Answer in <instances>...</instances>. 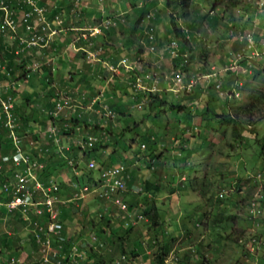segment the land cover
Instances as JSON below:
<instances>
[{"label":"rangeland","instance_id":"374dc122","mask_svg":"<svg viewBox=\"0 0 264 264\" xmlns=\"http://www.w3.org/2000/svg\"><path fill=\"white\" fill-rule=\"evenodd\" d=\"M166 2L167 0H97L98 6L103 8L104 17L114 13L117 15L126 13L125 18L131 19L135 16L134 19L138 20L144 11H146L143 16L145 18L151 13L149 19H144L140 24L136 38L145 41L146 37L143 38V32L140 30L145 26V31L150 30V27L156 28L155 38L161 42L162 49L157 52V44L154 42L155 50L150 52L144 49L145 56L155 57L161 53L166 55L162 57L160 68H158L160 64H156L154 68L150 66L147 68L153 77L161 76L169 80L170 75L178 72L176 68H170L169 71L166 65V60H173L169 49L167 50L169 54L165 51L166 43L176 39L173 37L171 26V21H173L177 27L182 28L184 35L189 39L185 47L188 53V66L185 68L186 80H204L203 76L216 73V79L210 77L207 80H232L233 78L242 80L243 86L236 87L237 97L233 93L231 95V92L226 94L221 89L214 90V83H212V88L208 89L196 86L189 93L190 100L187 105L176 102L174 94L170 92L166 93L167 96L163 98L164 102L156 99L154 106L149 104L156 98L153 95L147 96V99L140 100L138 103L131 102L127 109L129 117L120 118L119 124L116 122L117 128L123 130V134L117 137V145L107 144V148L109 147L108 153L113 155L114 147H116L117 154L112 161L114 165H127L134 160V156L138 158L137 166L143 168L144 173L136 179L137 187L134 190L136 196H141L143 193L147 195L143 198L144 203L135 207L132 212L131 209L128 216H123V212L120 213L123 219L118 220L116 224L128 220L129 222L125 223L126 227L131 226V228L114 234L111 238V245H97L96 243L101 241L98 235L99 241L96 238L92 246L85 241L79 243L69 241L81 253H84L79 252L80 257L74 263L97 264L102 256L105 264H155L156 253L160 247L162 248L160 252L165 254L163 264H260L259 257L264 260V213L256 217L254 209L248 212V206L252 201L264 200V111L255 112L252 115L250 121L253 125L245 128L239 140L232 137L230 127L218 122L220 119L217 116L226 113L235 115V112H239L238 117L243 122H247L246 113L241 111L263 85L264 75L259 74L263 64L257 68V75L243 78L242 63H244L246 53L243 59L239 58L236 47L238 42L243 41H241L242 38L245 40L247 34H257L260 32V27L264 26V0H222L215 9L211 5V0H191L185 9L186 17H182L179 12L181 9L175 5L168 8ZM60 14H58L59 19H61ZM124 17L117 16L119 20H124ZM189 21H192L191 29L185 24ZM126 35H129V32ZM134 35V32H130L133 38L132 44L135 43ZM125 36L123 35L122 38L124 39ZM179 45H181L180 42ZM260 45H262L261 41ZM148 47L146 45V48ZM128 49L130 48H125L126 51H129ZM131 50L133 53L136 51L133 46ZM243 51L240 53L243 54ZM18 56L23 57L20 54ZM15 58L11 57L12 60L18 61ZM232 61L235 62V67L231 71L228 69H230V64L233 66L230 63ZM43 62L42 60L35 61L29 68L35 65L38 69ZM257 62L263 63V60ZM116 64L107 65L110 73L116 74L123 67L117 68ZM111 66L115 69L111 70L109 68ZM17 77H20L19 69H15L14 78L16 80L14 81L18 80ZM29 85H32V81H29ZM19 90L21 93V88ZM29 92H33L32 86L27 87L26 93ZM129 94H131L130 90ZM199 95H204L202 100L199 99ZM113 97L116 98L117 95H111L103 104L107 106L114 104L116 99H112ZM205 104L206 108H204ZM179 106L182 107L179 108ZM19 111L23 114L25 109L21 108ZM101 117L99 116L100 119ZM75 118L77 116H72L71 119ZM87 118L88 114H84V117L80 115L78 118L81 119L80 125L87 124ZM99 118H96V125ZM21 127L24 128L23 125ZM127 127L132 129L127 131ZM194 127L196 128L193 129ZM251 129L253 132L250 131ZM157 131L158 134H156ZM151 134L154 137L158 136L152 142L149 140ZM95 135L100 140V135ZM22 137L24 138L23 134ZM171 138H176L175 147H170ZM163 139L167 140L166 147L161 145L155 149V152L157 154L160 152L161 157L166 153L168 156L165 159L168 160L169 165L157 164L155 161L152 163V160L156 159L155 154L150 160L148 159L152 156L151 149L156 144H162ZM188 144L191 146L188 149L191 150H189V155H186ZM8 148H11L9 144ZM186 156L192 157L189 165L185 164ZM173 170L176 178L172 179L173 181L165 179L166 172ZM184 173L191 174L186 181L182 179ZM147 180L151 181L148 184H153L152 186L155 184L157 189L146 190ZM174 188L177 192H174ZM171 192L174 195L168 196ZM122 199L125 198L122 196ZM85 204L86 202H80L73 206L77 210L75 216L80 219L78 222H75L73 226L65 223L69 226L68 228L60 225L61 233L65 229L67 230L66 235H73L71 240L78 239L80 236L96 235L86 231L84 227L87 223H91L94 227L101 223L106 224V212H97L96 206L83 216L81 211L86 208ZM93 204L90 203V205ZM180 206L182 209H187L180 212ZM65 207L61 206L62 209ZM130 207L133 208L132 204ZM154 209L158 210L159 215L156 227L152 226L144 215V211L148 210L153 213ZM6 210L3 207L0 212L9 215ZM111 210H109L110 213ZM222 212L235 215V220L228 224L217 225L213 222V217ZM99 214L104 216V219H100ZM175 214L176 219L173 218ZM138 215L143 218L138 220ZM59 222L61 224L60 220ZM172 225L174 228L168 230V227ZM106 231L111 234L110 230L106 229ZM31 240L29 230L19 226L16 218L0 222V264H8L7 260L10 258L15 259V264H42L43 256ZM56 246L53 244L54 248ZM64 246L60 253L67 255L68 252ZM86 249L90 252V256L95 254L96 259L86 257ZM50 264L53 262L51 261Z\"/></svg>","mask_w":264,"mask_h":264},{"label":"crops","instance_id":"0c3cea01","mask_svg":"<svg viewBox=\"0 0 264 264\" xmlns=\"http://www.w3.org/2000/svg\"><path fill=\"white\" fill-rule=\"evenodd\" d=\"M93 2H95L94 5ZM41 3L47 8V18L52 23V26L57 31V34L51 37L49 44L45 48L35 50L31 55L28 56L24 54L22 55L23 58L17 59L18 61H15L14 59L12 60L11 55H6L4 57L5 61L3 62V65L7 64L9 59L12 60L11 63L18 65L17 69H19L20 77H17V81L10 80L7 82L6 80H0L2 85L8 87V93L14 95V107L17 116L19 115L21 118H25L27 120L29 118V122L25 124V130L27 131L28 135L25 136L23 141L25 150L34 156L36 155L34 148L33 146L28 145V142L33 141L38 147L49 145L45 135L46 129L50 125L48 120V112L54 109V106L60 101L66 100L70 103L69 108H65L62 111L63 113L60 115L59 119L54 121L56 125H59L60 122H64L69 116L75 117L82 115L84 117V114H88V118L86 120L88 126L82 127L80 130L77 128L75 129L74 127L72 134L61 137L60 145L63 146V148L69 149L70 155L80 159L82 158V155L78 152L76 147L77 141L81 140L84 136L99 134V149L95 152H92V155H95L97 159H99V161L95 160L98 163L102 162L106 165H114L112 161L117 154L116 147H114L113 155H110L108 153L109 147L107 148V144L117 145V137L123 134V130H119V128H117L118 126L116 122L119 124L120 118H128L129 112L127 109L131 105V102L138 103L140 100H145V98L148 96V92H150L148 90L154 89V92L151 93L159 95L161 94L160 97L162 99L167 96L166 93H173L176 102L179 101V104L187 105L188 101L190 100L189 93L193 91L196 86L197 88L203 87L204 89H208L212 88V83H214L213 89L216 90L215 84L220 81L221 90H223L226 94L234 89L236 90V87L238 86H243L242 80H236L233 78L232 80L197 81L194 79L192 81H195V86L190 92L180 91L179 93H174L171 91L173 88L171 75L169 76V80L167 78L165 80L164 77L161 76H158L157 78L156 76H152V78L149 80H146L145 78L147 74H152L151 72L149 73L147 71V68L149 66L154 68L156 64H160L162 62V57H164L163 55H166L161 53V55H155V57H146L144 49L148 50V48H146V45L149 46L147 39L145 38V41H143L141 38H136L138 37V31L141 27L140 24L143 23L144 19H149L151 13L150 15H146V18L142 16L136 20L134 19L136 18L135 16L134 18L132 16L131 19L129 17L125 18L124 16H126V13H119L118 15L114 13L104 17L103 8L98 6L97 0H81L77 8H73V0H42ZM59 13H61L60 22H55L53 16ZM117 16L124 17L125 19L118 20L119 18H117ZM108 19H117L119 21L118 26L108 31H105L101 28V32L96 34L92 32L94 28H97L96 26L100 27L103 21ZM154 20L155 19L153 18V22ZM145 29L146 26L140 30L143 32V38L146 37ZM152 29L155 31L156 28L153 27ZM127 32H129V35H126ZM130 32H134L135 34V45L132 44L133 38H131ZM123 35H126L127 37L125 36L123 39ZM156 39L157 38H155V43L157 44L158 49L157 52H160V49H162V46H160L161 42L158 41V39L156 42ZM170 41L171 40L166 43L167 48L165 51L167 53L168 44ZM4 42L5 41L3 40V45ZM7 45V48L4 47L6 52H8V50L11 48L10 44ZM132 46L136 50L134 53L131 50ZM126 47L130 48L128 49L129 51L125 50ZM186 52V48L181 46V53ZM88 54L92 56H89ZM123 59H128L129 64L133 66L134 70L128 71L122 67L118 70V73H110L107 65L116 64ZM40 60H42V62H46H43V64L41 63L40 67L35 72L28 70L31 63L35 61L39 62ZM166 65L168 66L169 71L173 68H176L177 70L179 69V62H177L176 58H173V60L170 59V61L166 60ZM242 66L246 68V65ZM160 67L161 64L158 66V68ZM25 72H30V74L26 76ZM137 77L142 79V86H144L145 90L135 91L130 85L131 83H134ZM29 81H32V85H29ZM184 82L187 84L189 80H184ZM12 83H14V86L11 88L8 86V84ZM42 83H44V85ZM29 86H32L33 92L26 93L27 87ZM45 87L46 90H44ZM20 88L21 93L19 92ZM129 90L131 91V94H129ZM110 94L112 96L113 94L117 95L116 98H112H115L116 102L107 106L103 104V102L110 98ZM203 96L204 95H199L198 97L202 100ZM195 97L197 96L195 95ZM182 100L185 102L182 103ZM206 107L207 106L205 104L204 108ZM21 108L25 109L23 114L19 111ZM105 108H109V111L116 112H114V121H111L113 120L111 118L103 116V110ZM99 116H102L101 119ZM97 117L99 118V122L96 125L95 122ZM195 128L196 127L193 129ZM131 129L132 128L127 127L126 130L130 131ZM156 134H158V131ZM150 136L151 137L149 138H153V140L155 137H158H154L152 134ZM113 138H116V140H113ZM175 139L176 138H171L169 141L171 144L170 147H175V143H177V141L174 143ZM166 142L167 140H164L162 144H156L151 149L150 153H152V156L148 157V159L150 160L154 154L157 155L155 157L156 159L152 160V163L155 161L157 164H168V160L165 159V157L168 156L166 153L161 157L159 154L160 152H158V154L155 152V149L161 145L166 147ZM49 146H51V144ZM188 148H191L189 144L186 146V151H188L186 155H189V150H191ZM50 149L52 153L48 157L49 159L45 157H43V159H45V161L51 166L49 169L50 177H52L57 182H62L59 184L58 192V196L62 203L58 204L57 206L58 220L61 221V225H65L68 228L69 226L65 223L73 226L75 222H78L80 219H77L75 216L77 214V210L74 209L73 206L76 203L86 202V208H83L81 211L83 216H85L87 211L95 208L94 206H96L98 209L96 210L97 212H106L105 216L107 217V220L106 224L101 223V225L94 227L91 225V223H87V221H85L86 219H84V222L87 223L86 226L83 225L85 226L84 228L89 233H95L96 235L93 236H95L98 241V236H100L101 241L96 243L97 245L99 243L111 245V238H113L112 236L114 234L123 232L124 229L131 228V226L126 227L125 223H128V220L124 223L119 222V224H116L118 223V220L123 219V216H128V213L123 212L124 215L122 216V214H120L122 211H120L117 207L111 203H101L97 200L95 195H89L86 198L78 201L71 200L72 190L70 187L71 179L68 175L69 171L62 167V165H64V159L62 155L58 153V148L56 146H51ZM146 149H148V147ZM103 155L104 158H102ZM137 159L138 158L134 156V160L131 163H127V165H125L127 167V191L122 194L123 198H125L122 200L128 205L129 212L131 209L132 212L135 207L141 205V203H144L143 198H145V195H147L143 193L141 196H136V191L134 190L137 187L136 179L139 178L142 173H144L143 168L137 166ZM81 160L82 162L84 161L83 159ZM184 161L186 165H189L192 162V157L186 156ZM174 172V170L172 172H166L165 179H175L176 177H174ZM93 176L97 177V172L94 173ZM187 178V173H184V178L182 179L186 181ZM147 181L148 182L145 183V187L148 185V187L145 188L146 190L149 188H152L153 190L157 189L155 184L152 186L153 184H148L151 181ZM174 192H177V189H175ZM172 193L173 192L169 193L168 196L174 195ZM140 198L142 199L139 200ZM91 202L94 204L90 205ZM131 204L133 208L130 207ZM62 205L66 207L62 209ZM76 206H78V204ZM110 209H112L111 213L109 212ZM185 209L187 208H181L180 212H184ZM176 217V214L173 215L174 219H176ZM12 218L17 219L19 226L25 227L18 216H5L1 214L0 222H5L6 220H10ZM173 228L174 227L172 225L168 227V230H172ZM81 229L84 231L83 228ZM106 229L110 230L111 234H108ZM66 231L67 230L65 229L62 231L63 233H61V241L63 240L65 243H68L69 241H74L75 243H77V241L78 243L85 241L88 245L90 244L92 246L93 236L85 235L84 237L80 236L78 239L71 240L73 235H66ZM86 251V257L90 258V252L87 249Z\"/></svg>","mask_w":264,"mask_h":264},{"label":"built area","instance_id":"2783aa9c","mask_svg":"<svg viewBox=\"0 0 264 264\" xmlns=\"http://www.w3.org/2000/svg\"><path fill=\"white\" fill-rule=\"evenodd\" d=\"M79 0H75L77 4ZM42 0H0V36L4 38V45H11L9 52H13L16 56L31 55L33 51L45 48L52 36L57 34V31L48 20V10L41 5ZM80 2V1H79ZM55 22H60L59 15L53 16ZM116 21L110 19L103 21L100 27L94 28L92 32L100 33L101 28L109 29L115 27ZM187 37V36H186ZM146 39L149 44V51L155 50V34L152 29L146 31ZM188 39V37H187ZM243 40V41H242ZM245 42V48L252 50L251 54L254 56H264V51H259L254 43L253 34H247L241 39ZM264 45V42H261ZM168 49L171 57L179 58L180 64L178 72L172 74L174 93L180 91L190 92L195 86L194 79L189 80L185 84V68L188 66V53H181V46L176 39H173L168 44ZM243 54L238 53L239 58L243 59ZM260 53V54H259ZM89 56H92L88 54ZM19 57V56H18ZM230 69L233 70L235 62H230ZM117 65V64H116ZM123 66L125 70H134L133 66L129 64L128 59H123L118 62L117 68ZM238 67V66H237ZM114 70L112 66L109 67ZM35 72L37 66L28 69ZM6 72L5 65L0 63V72ZM8 75V72L5 73ZM210 77L216 79L217 74L205 75L204 80ZM147 80L152 78V74L145 76ZM9 82V81H7ZM135 91L145 90L142 86V79L137 77L134 83L130 84ZM13 87L14 83L8 84ZM216 90L221 89V82L215 84ZM8 87H5L0 82V126L5 131L4 140L10 145L9 151H0V211L3 207L7 210L5 216H18L21 222L29 230L31 239L35 246L39 249L40 255L43 256L42 264H76L74 263L80 255L77 249L71 243H62L61 241V224L58 220V204L62 203L58 196L59 184L50 175L46 174V161L52 153L51 146L58 148V153L64 159L63 167L66 168L71 179L70 187L72 190L71 200H82L89 195H95L101 203H111L120 211L130 214L128 206L123 202L121 196L127 191L126 174L127 167L125 165H100L94 159L85 160L84 153L91 150L99 142L96 135L84 136L77 141L76 147L81 153L82 158H76L70 155L69 149L63 148L60 145L61 128H70L68 122L72 119L66 118L62 126L56 125L55 120H58L62 111L69 108L68 101H60L54 109L48 112L50 125L47 127L45 135L47 143L43 147H38L35 142L29 141L28 145L33 146L36 155H32L24 148V138L22 137V125L18 120L14 107V96L8 93ZM154 92V89L148 90ZM238 96V92L234 89L231 94ZM106 111V112H105ZM103 116L114 119L115 114L109 111V108L103 110ZM80 118V115L77 116ZM81 129L76 126L75 129ZM78 131V130H77ZM144 149V146H142ZM69 152V153H68ZM83 159L84 161L82 162ZM92 172V182L89 180L83 181V174ZM97 172V177L93 174ZM44 175L46 176L43 179ZM261 201V200H260ZM264 206V201L263 204ZM255 210L254 215L257 217L262 214L261 208L258 206V200L252 201L250 210ZM249 210V212H250ZM2 213L0 212V215ZM102 215L99 214L98 217ZM143 216L138 215L137 219L141 220ZM96 241V237H92V242ZM60 246H56L59 243ZM53 244L56 248L53 247ZM65 245V246H64ZM102 245V243H99ZM64 246L67 249V255L61 254L60 251ZM60 248V249H58ZM68 248H70L68 250ZM77 255V256H75ZM124 259V258H123ZM8 264H15V259L7 260Z\"/></svg>","mask_w":264,"mask_h":264},{"label":"trees","instance_id":"16d2710c","mask_svg":"<svg viewBox=\"0 0 264 264\" xmlns=\"http://www.w3.org/2000/svg\"><path fill=\"white\" fill-rule=\"evenodd\" d=\"M79 1L76 4L75 0H73V4H72L73 8H77L78 7V5L80 3ZM221 1L222 0H211L212 7L215 9L221 3ZM189 2H191V0H167L166 4L168 5V8L171 7L172 5H175L176 7L181 9L179 12L182 15V17H186L187 14H186L185 9H186V6L188 5ZM145 14H146V11H144L139 17H142ZM113 20L116 21L117 25H118V22H119L118 20L119 19L118 20L117 19H113ZM171 22H172L171 23L172 31H173V34H174L173 37H175L177 39V41L180 42L181 46L186 47V44H188L189 39H187V37L184 35V31L181 30L182 28L177 27L176 24L173 21H171ZM185 24H186L187 28L192 27V21L185 22ZM114 28H116V26L115 27H110L109 29H104V28L103 29L105 31H108V30L114 29ZM150 29H152V27H150ZM153 32H155V31H153ZM253 38H254V43H255V46L257 47V49L259 51H261V52L264 51V45L262 44V45L259 46L260 41L264 42V26L260 27V32L259 33L253 34ZM3 40H4L3 36H0V59H1L0 63L1 64H3V62L5 61L4 57L6 55H9V56L11 55V57H13V58L16 57V55L13 52L10 53L9 50H8V52L5 51V49H4L5 45H3ZM245 45L247 46V44L245 42H241V43L238 42L237 47H236L237 51L240 52L243 49H245ZM251 52H252V50H247V49L244 52V53H246V58L244 59V63H242V65H246L245 66L246 68H243V72H244V74H242L243 78H246V77H249V76L252 77L254 75H257L258 72H256V70H257L258 67H260L261 64H263V66L261 67V71H260L259 74H263L264 75V57L263 56H254V55L251 54ZM21 58H23V57H21ZM15 59H20V58L17 56V58H15ZM176 60L180 64V60L178 58ZM259 60H263V63L257 62ZM8 62H7V64H5V68L7 70L6 72H8V75H5L6 72H3V73L0 72V80H6V81L16 80L14 78V74H15V69H17L16 67H18V65L11 63L10 59H9ZM25 74L27 76V75L30 74V72H25ZM236 77L238 79L237 75H236ZM152 95L156 96V98H155V100L153 102H149L150 105H153V103L156 101V99H158V100L160 99L159 101L164 102V100L160 97L159 94H152L151 92H148V97H151ZM231 95H230V97H231ZM181 107L182 106H179V108H181ZM262 111H264V81H263V85L254 94V96L251 99V101L249 102V104L246 107H244L242 109V111H241L243 113H246V115L248 117L247 122H243L241 120V118L238 117V113L239 112H235V115H232V114H229V113H226V114H223V115L220 114L219 116H217V118L220 119L218 121L219 123L223 124L224 126L230 127L232 137L235 140H239V138L240 139L242 138V133L245 131V128L250 127V126L253 125V123L250 121V119L252 118V115H254L255 112L259 113V112H262ZM17 117H18V120L21 123V125H23V127H24V128H22V132H24L22 134L27 136L28 133L25 130L26 129L25 124H27L29 122V118L27 120L25 118H21L19 115ZM48 120L52 121L51 118H48ZM80 120L81 119L75 118V119H72L71 121H69L68 124H69L70 128H68V129L61 128L60 136L63 137V136H67V135L72 134L73 131H74L73 128L76 127V126H79L80 128L88 126L85 123H84L85 125H83V124L80 125L81 124ZM58 122H60V121H58ZM62 124H63V122H60L59 126H62ZM250 131L253 132L252 129ZM149 140L152 142L153 138L152 139L149 138ZM99 145L100 144L98 142L94 148H92L91 150L86 151L83 154L85 160H88V159L91 158V159L99 161V159H97V157L95 155H92V152H95V151H97L99 149ZM9 150L10 149L8 148V143H7V141L4 140V130L0 126V151L6 152V151H9ZM99 164L107 166L105 163H102V162H100ZM50 167L51 166L48 163H46V174H48V175L50 174L49 173ZM62 167H63V165H62ZM190 175H191L190 173H187V177L188 178H189ZM45 177L46 176L44 175L43 179H45ZM85 180H89L88 182H92V180H93L92 179V172H88V173L83 174V181H85ZM263 201L264 200L258 201V206L261 208L262 212L264 213V206L261 205V204H263ZM250 206H251V202H250V205L248 206L249 210H250ZM144 215L150 221L152 226H154V227L158 226V222H157V220H159L158 210L154 209L153 213H150V211H148V210L144 211ZM257 217H260V215L257 216ZM99 218L100 219L101 218L104 219V216H101ZM213 218H214L213 219L214 223H216L217 225H223L224 223L228 224V223L233 222L235 220L236 216L235 215H227L224 212H222V213L215 214ZM128 230H130V229H128ZM32 243H33V241H32ZM33 245H35V244L33 243ZM252 245L255 246V244H252ZM158 249L159 250L156 253L157 257H156V260H155V264H163L164 261H165V259H164L165 258V254L160 252V251H162V248L159 247ZM94 255L95 254H92V256H90V259H93V258L96 259V257ZM98 258H99V256H98ZM258 261H259L260 264H264V260L260 259V257H259ZM97 264H105L102 261V256H101L99 262H97Z\"/></svg>","mask_w":264,"mask_h":264},{"label":"clouds","instance_id":"9594fccd","mask_svg":"<svg viewBox=\"0 0 264 264\" xmlns=\"http://www.w3.org/2000/svg\"><path fill=\"white\" fill-rule=\"evenodd\" d=\"M3 65V64H2Z\"/></svg>","mask_w":264,"mask_h":264}]
</instances>
